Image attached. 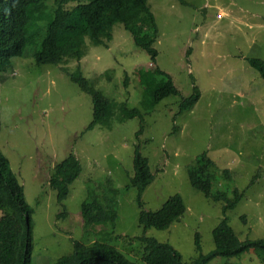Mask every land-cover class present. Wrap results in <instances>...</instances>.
<instances>
[{
	"label": "rangeland",
	"instance_id": "374dc122",
	"mask_svg": "<svg viewBox=\"0 0 264 264\" xmlns=\"http://www.w3.org/2000/svg\"><path fill=\"white\" fill-rule=\"evenodd\" d=\"M148 2L158 29L155 60L117 23L107 48L91 45L87 38L86 54L77 61L85 77H97L95 87L107 97L145 113L138 136V117L112 121L110 128L98 124L87 129L90 95L60 65L37 64L33 46L26 45L24 54L0 72V151L32 208L30 264H52L72 252L73 240L94 239L85 234L81 203L88 189L101 193L108 181L119 190L117 219L113 226L104 225L103 236L128 260L147 264L141 258L143 235L170 244L185 262L208 253L214 248L212 230L223 216V203L205 197L189 175L203 154L214 162L213 190L231 191L230 196L234 188L242 192L226 212L236 235L241 240L264 238V77L248 63L250 58L264 60V0ZM67 66L73 70L76 61ZM156 68L180 92L158 104L153 92L166 76L155 73ZM107 70L111 79L104 74ZM195 86L200 98L179 113L181 99ZM136 146L154 174L141 195L142 208L158 210L176 193L185 204L183 215L166 229L143 231L139 225L141 208L129 179ZM70 153L82 170L58 203L49 177ZM207 264L264 262L250 250Z\"/></svg>",
	"mask_w": 264,
	"mask_h": 264
},
{
	"label": "trees",
	"instance_id": "16d2710c",
	"mask_svg": "<svg viewBox=\"0 0 264 264\" xmlns=\"http://www.w3.org/2000/svg\"><path fill=\"white\" fill-rule=\"evenodd\" d=\"M184 3V0H179ZM70 3H74L70 6ZM121 23L131 34L135 45L145 50L155 60L154 47L158 35L155 16L148 0H0V72L8 69L14 57L24 54L26 45L34 47L33 57L37 64L60 65L71 81L90 95L92 119L87 129L101 124L110 128L112 121L123 122L138 117L139 130L143 131L144 114L138 107L118 102L107 97L95 87L97 77L89 79L82 74L77 61L86 54L87 38L91 45L108 47L112 39V28ZM76 61L71 70L67 65ZM248 63L264 77V60L248 59ZM155 73L166 76V82L153 92V102L158 104L170 95H179L171 77L156 68ZM111 79L110 71L104 73ZM200 98L195 86L193 93L182 98L179 113L192 106ZM144 101H142L143 103ZM175 129V128H174ZM214 162L204 154L196 167L188 169L190 177L205 197L222 202L223 216L212 230L214 248L208 253H199L185 262L180 253L168 243L153 237L140 236L141 258L147 264H207L211 259L240 256L250 250L264 262V238L241 240L229 225L226 212L242 198V192L232 189L213 190L215 175L211 172ZM80 160L70 153L55 165L49 177V186L56 193L58 203L68 196L70 185L81 173ZM223 178L229 173L224 170ZM130 186L137 190V202L141 208L138 222L143 231L148 228L166 229L185 212L180 194L167 199L158 210L143 209L141 195L153 179L149 160L136 146L133 155V175ZM119 190L108 181L101 192L88 189L86 199L81 203V216L85 234H91V241L73 240L71 253L58 257L52 264H135L128 260L103 236L104 225H114L117 219V198ZM0 264H30L32 250V208L25 199L24 189L12 171L7 157L0 151ZM65 211L59 216L65 215ZM96 227H101L97 231ZM196 250L200 251L199 234L195 233Z\"/></svg>",
	"mask_w": 264,
	"mask_h": 264
}]
</instances>
